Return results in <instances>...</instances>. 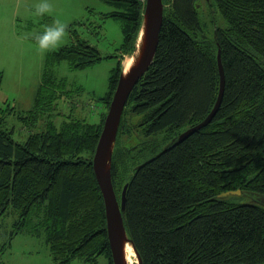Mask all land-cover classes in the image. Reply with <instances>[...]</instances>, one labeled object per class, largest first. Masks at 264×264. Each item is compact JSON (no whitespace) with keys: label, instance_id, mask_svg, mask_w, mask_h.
Here are the masks:
<instances>
[{"label":"trees","instance_id":"1","mask_svg":"<svg viewBox=\"0 0 264 264\" xmlns=\"http://www.w3.org/2000/svg\"><path fill=\"white\" fill-rule=\"evenodd\" d=\"M102 1L113 7L104 16L119 19L123 35L111 56L117 63L108 90L99 97L108 109L122 60L135 47L144 0ZM162 1L155 54L128 95L111 161L117 197L128 183L126 231L142 264H264V208L241 203L242 197H219L235 189L264 194V0H204L225 22L215 26L213 38L199 19V0ZM72 39L46 54L30 109L7 101L0 107V217L11 208L10 238L43 237L57 264L76 257L97 264L98 256L112 264L92 168L107 110L98 122L70 118L56 126L52 118L54 110L59 114L58 99L72 89L48 75V67L66 61L82 69L102 59L75 30ZM218 50L225 78L220 104L208 124L172 144L215 104ZM9 113L25 127L44 123L16 141L5 126ZM134 116L152 122L143 139L128 145L132 128L142 124L133 125Z\"/></svg>","mask_w":264,"mask_h":264},{"label":"rangeland","instance_id":"2","mask_svg":"<svg viewBox=\"0 0 264 264\" xmlns=\"http://www.w3.org/2000/svg\"><path fill=\"white\" fill-rule=\"evenodd\" d=\"M201 7L198 15L205 34L213 38L215 26H225L223 18L215 6L199 0ZM39 0H0V107L5 101L14 104L19 110L27 111L33 105L34 93L42 81L44 59L46 54L36 46L35 37L47 25L55 20L67 24L69 44L72 32L95 47L102 59L82 69L72 68L68 62L61 61L48 67L47 73L56 79H64L67 88L72 91L57 101L58 115L53 121L59 126L63 119L85 117L89 122H98L100 112H106L99 97L108 90V79L111 70L116 66L117 51L122 41L121 21L104 14L113 9L102 0H49L53 6L51 15L36 17L34 7ZM123 62V61H122ZM81 87L82 89H78ZM126 116H129L125 112ZM125 116V115H124ZM136 119H130L135 123ZM40 120H38L39 122ZM24 124L14 113L6 117L5 126L13 128V138L24 141L30 133L37 130L44 122ZM43 126V125H42ZM32 132V131H31ZM160 137V136H159ZM125 136L123 137V139ZM127 139V138H125ZM141 135L135 131L127 139L128 145L137 143ZM143 158L140 162L144 161ZM16 213L9 208L0 217V264H57L51 256L49 247L43 237L28 233H17L11 238L12 223ZM103 256H98L97 264H105ZM67 264H94L82 258H73ZM132 264H137L135 261Z\"/></svg>","mask_w":264,"mask_h":264},{"label":"water","instance_id":"3","mask_svg":"<svg viewBox=\"0 0 264 264\" xmlns=\"http://www.w3.org/2000/svg\"><path fill=\"white\" fill-rule=\"evenodd\" d=\"M200 3L197 4V7ZM163 17L162 0H144L140 29L133 51L125 57L135 55L132 65L127 71L124 70L123 62L120 75L117 79L115 89L109 101L102 128L92 156V168L95 179L99 186L105 212L106 231L111 252L112 264H128L125 258L124 246L129 243L135 253V262L142 264L139 253L125 228L123 214L126 206V182L117 197L111 177V161L117 138L118 128L127 98L135 84L142 77L152 62L158 43L159 31ZM140 38V42L138 41ZM217 64L219 73V90L214 106L204 119L181 131L172 141L178 143L194 131L202 128L210 122L216 112L224 89V70L217 51ZM228 196L242 197L241 203L258 205L264 208V194L235 189L223 192L220 198Z\"/></svg>","mask_w":264,"mask_h":264},{"label":"clouds","instance_id":"4","mask_svg":"<svg viewBox=\"0 0 264 264\" xmlns=\"http://www.w3.org/2000/svg\"><path fill=\"white\" fill-rule=\"evenodd\" d=\"M53 6L49 0H39L35 5L33 15L43 17L51 15ZM67 24L59 20H55L51 25L43 28V31L35 37L36 46L41 53L47 54L57 51L67 42L68 31Z\"/></svg>","mask_w":264,"mask_h":264},{"label":"bare ground","instance_id":"5","mask_svg":"<svg viewBox=\"0 0 264 264\" xmlns=\"http://www.w3.org/2000/svg\"><path fill=\"white\" fill-rule=\"evenodd\" d=\"M140 42V38L138 40ZM135 55L125 57L123 61L124 70L127 71L134 61ZM125 258L128 264H132L135 261V253L129 243L124 246Z\"/></svg>","mask_w":264,"mask_h":264},{"label":"flooded vegetation","instance_id":"6","mask_svg":"<svg viewBox=\"0 0 264 264\" xmlns=\"http://www.w3.org/2000/svg\"><path fill=\"white\" fill-rule=\"evenodd\" d=\"M158 116V115H157ZM157 116H155L154 118H153V120H155L156 118H157ZM130 119H136L135 120V123L134 122H132V124L133 125H137L138 123H142L143 122V120L142 121H140V120H138V119H144V116H142V117H131ZM151 120H148V121H145L144 123H142L141 124V126H136V127H133L132 128V130H131V133H130V135H131V137H132V135H133V132L135 131L137 134H140L141 135V139H143L144 138V135H143V129L145 130L146 128L145 127H148V125H150L151 124V122H152V118H150ZM162 133H160V144H161V146L162 147H164V145L163 144H165V143H163V140H164V135H161ZM146 140V139H145ZM172 141V140H171Z\"/></svg>","mask_w":264,"mask_h":264},{"label":"crops","instance_id":"7","mask_svg":"<svg viewBox=\"0 0 264 264\" xmlns=\"http://www.w3.org/2000/svg\"><path fill=\"white\" fill-rule=\"evenodd\" d=\"M3 80V79H2ZM2 80H1V83H2ZM1 83H0V86H1Z\"/></svg>","mask_w":264,"mask_h":264}]
</instances>
